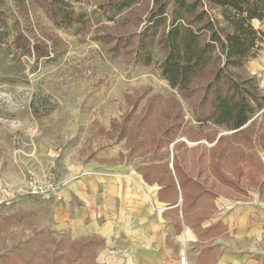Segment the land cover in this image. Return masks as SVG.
I'll use <instances>...</instances> for the list:
<instances>
[{
	"label": "rangeland",
	"instance_id": "1",
	"mask_svg": "<svg viewBox=\"0 0 264 264\" xmlns=\"http://www.w3.org/2000/svg\"><path fill=\"white\" fill-rule=\"evenodd\" d=\"M3 1L5 5L1 10H5L8 33L0 42V220L24 211L33 212L34 216L5 223L0 232L2 264H100L96 255L104 248L101 238L71 239L64 231L56 229L54 216L56 207L67 198L63 187L68 180H83L80 167L85 165L97 169L103 166L105 173H110L113 165H121L119 168L135 172L132 175L146 185L142 167L160 165L158 174L150 176L158 182L150 186L160 190V179L165 181L168 175L174 176L171 162L175 155L183 171L201 182L204 191L220 195L216 201L222 200V195L248 200L230 191L214 176L210 164L219 162L225 165L223 172L227 178L251 191L250 198L254 196L256 201L259 195L264 201V151L261 147L254 142L249 146L248 141L233 131L210 123H196L191 105L198 98L195 94L186 98L168 86L158 71L157 64L163 56L156 48L154 62L145 67L121 55L111 58L108 52L111 45L97 39L106 33L115 34V29L118 34L124 30V34L139 31L142 22L132 26L134 17L129 19L126 13L109 21L97 8L99 0H79L73 4V9L85 15L87 26L76 33L77 26L67 30L54 27L40 9L25 0L36 32L41 39L48 38L44 42L49 58H54L53 61L41 58L36 61L34 55H19L12 48L7 49L17 32L14 18L19 22L20 31L29 35L14 0ZM144 7H138V11ZM144 18L143 15L141 21ZM252 25L264 32V24L253 21ZM122 27L124 29L120 30ZM233 71L251 77L264 93V39L259 43L257 56ZM128 97L135 107L128 105ZM151 102L160 105L152 109L147 120V132L155 139L143 131V137L138 136L129 147L125 139L117 142L116 138L106 135L112 130L113 122L121 127L125 117L130 116L131 120L125 121L129 129L132 120L144 115L143 108ZM163 107L166 111L161 109ZM172 113L176 117L169 120L167 114ZM263 114L264 108L256 109L246 125L252 128L253 137L262 131ZM163 125L179 128L173 142L162 140L164 144L156 153L158 158L151 149L144 156L138 155L147 148L154 149L152 142L161 138L158 131ZM132 130L134 132L135 128ZM219 137L222 143L219 149L229 150L228 161L211 159L209 154ZM143 140V145H139ZM176 143L184 145L177 149ZM148 144L151 146L145 147ZM31 174L40 179L51 176L60 184L63 199L55 202L26 195L24 184ZM205 200L209 198L206 196ZM205 206L203 199L200 207Z\"/></svg>",
	"mask_w": 264,
	"mask_h": 264
},
{
	"label": "trees",
	"instance_id": "2",
	"mask_svg": "<svg viewBox=\"0 0 264 264\" xmlns=\"http://www.w3.org/2000/svg\"><path fill=\"white\" fill-rule=\"evenodd\" d=\"M78 1L30 0L31 5L40 9L54 27L67 30L77 26L76 33H80L87 26V20L84 14H77L73 9V4ZM4 5L5 2L0 0V42L2 38V41L5 40L4 37L8 33L5 10H1L2 7L4 9ZM14 5L16 9L21 10L20 17L26 25L24 30H27L29 36L20 31L19 22L14 18L17 32L7 49L12 48L15 52H19V55H34L36 61L40 58L53 61L54 58H49L50 53L44 42L48 38L45 37L46 39L43 40L36 32L25 0H14ZM142 5L145 6L144 9L138 11V7H143ZM97 8L109 21L114 20L117 15L126 13L129 19L134 17L132 26L136 27L142 22L139 31L124 34V30L118 34L115 29V34L106 33L97 38L101 43L111 45L110 48L108 47L111 58L121 55L124 59H132L133 63L146 67L154 62L153 50L156 48L163 56L162 61L157 64L158 71L168 86L176 89L181 96L187 98L195 94L198 98L197 102L191 105L196 123L200 125L210 123L233 131L235 135L248 141L249 146L254 142L264 151V114L260 123L262 131L257 135L251 136L252 128L246 126L254 111L264 108V93L253 83L251 77L233 71L243 68L257 56L259 43L264 39V32L256 30L252 22L258 21L264 24V0H99ZM143 15L145 18L141 21ZM127 102L128 105H134L130 98ZM157 106L160 107L152 102L149 105L146 103L143 108L144 115L135 119L138 122L132 120L131 126L127 129L125 121L131 120V117H125L123 126L119 127L113 122L112 130L106 135L116 138L117 142L125 139V145L132 146L138 136L143 137V131L148 133L147 120L152 109L155 110ZM161 109L166 111L165 107ZM174 115L167 114V117L172 120L176 117ZM162 127L164 128L158 131L162 139L152 140L154 149L147 148L148 150L143 153L140 151L138 155L144 156L151 149L154 157L158 158L156 153L164 144L162 140L166 143L173 142V136L179 128L171 129L170 126L164 125ZM132 128H135L134 132ZM149 136L155 139L150 134ZM143 143L144 140L139 142V145ZM220 144H222L221 137L213 145L214 150H210L211 159L217 157V160L228 161L231 158L227 152L229 150L223 147L219 149ZM175 145L178 149L184 144ZM147 146L151 145L145 147ZM218 149L219 152L213 153ZM166 153L169 154V151ZM223 165L219 162L210 164L214 176L219 177L221 183L229 187L230 191L244 194L245 189L237 186L224 174ZM171 166L174 178L168 175L167 180L160 179L158 198L168 206L176 205L180 198L184 216L195 211L204 199L205 208L194 214L192 219L193 224L199 227L213 209V201L217 198V194L204 191L201 182L189 177L183 171L175 155L172 157ZM160 167V165L142 167L141 174L147 184L158 183L150 176L157 175V169ZM206 196L209 200H205ZM30 216H34V213L24 211L11 217L1 218L0 232H3L5 223L13 220L21 221ZM208 232V229L203 231V233ZM2 263L3 260L0 259V264Z\"/></svg>",
	"mask_w": 264,
	"mask_h": 264
},
{
	"label": "crops",
	"instance_id": "3",
	"mask_svg": "<svg viewBox=\"0 0 264 264\" xmlns=\"http://www.w3.org/2000/svg\"><path fill=\"white\" fill-rule=\"evenodd\" d=\"M113 166L110 173L103 166L80 167L83 180L64 181L67 198L54 214L56 229L71 239L101 238L98 263L180 264L178 254L184 251L188 264H264V201L259 195L255 201L245 189L242 197L248 200L222 195L216 201L217 195L198 227L193 216L205 207L184 216L181 199L168 206L159 200V188Z\"/></svg>",
	"mask_w": 264,
	"mask_h": 264
},
{
	"label": "built area",
	"instance_id": "4",
	"mask_svg": "<svg viewBox=\"0 0 264 264\" xmlns=\"http://www.w3.org/2000/svg\"><path fill=\"white\" fill-rule=\"evenodd\" d=\"M24 192L31 197L43 200H62V191L60 184L54 182L49 176L46 179L37 178L34 174L28 176L24 184ZM179 263L188 264L184 251H179Z\"/></svg>",
	"mask_w": 264,
	"mask_h": 264
}]
</instances>
